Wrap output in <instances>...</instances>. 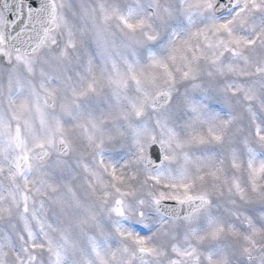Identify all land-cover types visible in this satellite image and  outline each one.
Segmentation results:
<instances>
[{"label": "snow or ice", "instance_id": "6c2138e0", "mask_svg": "<svg viewBox=\"0 0 264 264\" xmlns=\"http://www.w3.org/2000/svg\"><path fill=\"white\" fill-rule=\"evenodd\" d=\"M0 264H264V0H0Z\"/></svg>", "mask_w": 264, "mask_h": 264}]
</instances>
